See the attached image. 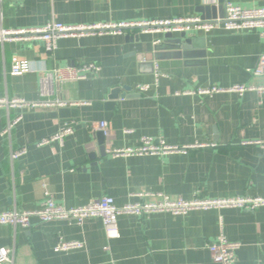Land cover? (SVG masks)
Instances as JSON below:
<instances>
[{
    "label": "crops",
    "instance_id": "1",
    "mask_svg": "<svg viewBox=\"0 0 264 264\" xmlns=\"http://www.w3.org/2000/svg\"><path fill=\"white\" fill-rule=\"evenodd\" d=\"M241 8H263L264 0H223ZM219 0H0V29L121 24L177 17H219ZM164 34L137 29L62 38L53 54L42 42L0 44V97L65 106L0 109V212L40 208L46 194L55 204L80 207L108 196L116 206L130 194L170 198H264V149L242 142L264 140V92L242 95L183 94L210 87L259 86L253 70L264 53V29L185 35L181 48L161 46ZM172 38L179 39L180 33ZM161 46V47H159ZM24 61L27 72L11 67ZM81 69L85 79L51 82L40 94V78L54 70ZM140 86H147L141 92ZM117 90L123 97L110 99ZM84 102L85 105H76ZM73 103V104H72ZM20 117L10 137L9 120ZM106 124L105 155L98 156L92 124ZM65 125L62 143L37 147ZM168 145H209L186 154L117 156L111 150L139 145L141 138ZM25 147L11 161V151ZM93 156V158L91 157ZM31 228L0 225V248L13 250L15 264H217L207 246L220 234L238 242L235 264H264V206L191 211L184 216L121 215L119 238L108 240L102 221L39 223ZM58 240L78 241L79 250L54 252ZM108 248L105 250V248Z\"/></svg>",
    "mask_w": 264,
    "mask_h": 264
},
{
    "label": "built area",
    "instance_id": "2",
    "mask_svg": "<svg viewBox=\"0 0 264 264\" xmlns=\"http://www.w3.org/2000/svg\"><path fill=\"white\" fill-rule=\"evenodd\" d=\"M137 29L143 33H184L188 34L195 31L208 33L215 29L226 31H254L264 29V7L263 8H241L231 3H224L223 16L215 19L205 20L201 17L172 18L159 21L130 22L121 24H96V25H63L57 22H48L40 28L4 30L0 29V44L8 42H42L44 51L53 54L57 48V42L62 38H81L94 34L116 33L122 30ZM26 62L15 63L10 70L12 75L18 76L27 72ZM254 77L264 76V53L259 57L256 67L253 70ZM85 74L81 69L54 70L52 73H45L40 78L41 96L49 95L51 92V82L58 83L78 81L85 79ZM139 90L144 92L147 86H140ZM247 91L257 93L264 92V84L259 86L234 85L230 88L210 87L197 89L194 91L183 92V94L212 95L217 93H235L242 95ZM67 103L59 100L27 102L22 98L0 97V109L10 111L22 108H46L54 106H65ZM73 104V103H72ZM76 105H85L84 102H76ZM16 117L8 121L2 130L1 136L10 137L11 130L20 121ZM106 124L99 122L92 124L91 131H103L106 134ZM73 132L71 125H65L52 136L43 138L37 142V147L46 146L52 142L62 143L64 138ZM242 145H257L264 149V140L242 142ZM206 144L191 145H168L162 141L155 142L149 138H141L140 143L135 148L125 150H111L107 153L117 156H164L168 154H186L189 150L207 147ZM27 152V148L22 147L13 150L9 154L11 161H15ZM134 202L127 203L121 207L115 205L113 198L104 196L97 200H92L88 204L80 207L66 208L55 204L53 198L46 194L40 208L32 211H19L16 209L0 212V225H9L23 229L31 228V220L36 219L39 223H49L53 221L73 222L81 225L88 219L99 218L102 221L105 236L108 240L119 238L117 227L118 217L121 215L142 216L150 214H169L171 216H184L191 211L199 210H220L225 208H239L242 210L253 211L264 206V198L260 197H234L222 199H207L195 197L191 200L182 198H170L162 193L137 192L130 194ZM83 244L78 241L58 240L54 247V252H69L79 250ZM240 248L238 242L229 241L223 234L207 246L211 259L217 264H235V252ZM108 249L107 247L105 250ZM0 264H15L13 250L0 248Z\"/></svg>",
    "mask_w": 264,
    "mask_h": 264
},
{
    "label": "water",
    "instance_id": "3",
    "mask_svg": "<svg viewBox=\"0 0 264 264\" xmlns=\"http://www.w3.org/2000/svg\"><path fill=\"white\" fill-rule=\"evenodd\" d=\"M223 0H219V5L217 8H207L205 11L206 13H208V11H217L218 14H219V17H222L223 16ZM185 35L184 33L180 34V38L179 39H173L172 38V34H164L163 36V39H162V42L161 46H172V47H175V48H181L183 46V43L184 44H189V41L188 40H185L183 41V39L185 38ZM159 46V47H161ZM118 91L115 90L112 92L111 96H110V99H114L116 100L117 98L119 97H123L122 95L119 96V94L117 95ZM94 138H95V148H96V153L98 156H104L105 155V135L103 133V131H97L94 133ZM93 158V156H91Z\"/></svg>",
    "mask_w": 264,
    "mask_h": 264
}]
</instances>
